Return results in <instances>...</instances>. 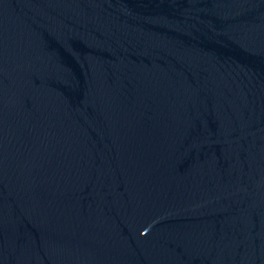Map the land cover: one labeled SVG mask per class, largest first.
<instances>
[{
    "label": "water",
    "instance_id": "1",
    "mask_svg": "<svg viewBox=\"0 0 264 264\" xmlns=\"http://www.w3.org/2000/svg\"><path fill=\"white\" fill-rule=\"evenodd\" d=\"M0 264H264V0H0Z\"/></svg>",
    "mask_w": 264,
    "mask_h": 264
}]
</instances>
